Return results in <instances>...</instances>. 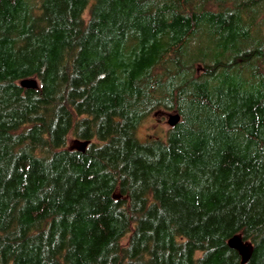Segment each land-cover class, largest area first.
<instances>
[{"label":"trees","instance_id":"trees-1","mask_svg":"<svg viewBox=\"0 0 264 264\" xmlns=\"http://www.w3.org/2000/svg\"><path fill=\"white\" fill-rule=\"evenodd\" d=\"M234 234L264 264V0H0V264H240Z\"/></svg>","mask_w":264,"mask_h":264},{"label":"rangeland","instance_id":"rangeland-1","mask_svg":"<svg viewBox=\"0 0 264 264\" xmlns=\"http://www.w3.org/2000/svg\"><path fill=\"white\" fill-rule=\"evenodd\" d=\"M84 17H88V9L84 12ZM174 111L158 110L153 112L148 117H146L136 129V135L140 140H144L148 137H164L168 128L170 127L167 123L168 114L173 113ZM81 141L74 139L72 136L68 135L66 140L67 148H81ZM116 193L115 195H117ZM119 197V196H118ZM127 240V236L122 238L121 242L124 244Z\"/></svg>","mask_w":264,"mask_h":264},{"label":"water","instance_id":"water-1","mask_svg":"<svg viewBox=\"0 0 264 264\" xmlns=\"http://www.w3.org/2000/svg\"><path fill=\"white\" fill-rule=\"evenodd\" d=\"M19 85L23 88L36 89L38 88V81L35 77L24 78L19 81ZM180 120V116L177 112L169 113L167 123L170 127L174 126ZM87 142L82 143V149ZM119 194L114 195V198H118ZM227 244L230 248L236 250L240 255V264L246 263L252 255L253 244L249 240L242 238L240 234H234L231 236Z\"/></svg>","mask_w":264,"mask_h":264}]
</instances>
